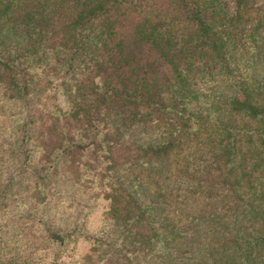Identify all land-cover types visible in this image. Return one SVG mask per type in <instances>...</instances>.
I'll return each mask as SVG.
<instances>
[{"label": "trees", "instance_id": "obj_1", "mask_svg": "<svg viewBox=\"0 0 264 264\" xmlns=\"http://www.w3.org/2000/svg\"><path fill=\"white\" fill-rule=\"evenodd\" d=\"M0 264H264V0H0Z\"/></svg>", "mask_w": 264, "mask_h": 264}, {"label": "rangeland", "instance_id": "obj_2", "mask_svg": "<svg viewBox=\"0 0 264 264\" xmlns=\"http://www.w3.org/2000/svg\"><path fill=\"white\" fill-rule=\"evenodd\" d=\"M18 173H19V178H20V180H25L26 178H27V175H28V173H29V171H27V170H22V171H18ZM85 190V189H84ZM40 193V192H39ZM23 194L24 193H22L21 192V194H18V195H16V192H14V193H11L10 195H14V196H12L11 198H9L10 200L9 201H12V202H16L17 200H19V199H22V197H25V196H23ZM32 194V193H31ZM31 194H29V195H31ZM84 194H86L85 192H84ZM25 195H27V194H25ZM33 195V194H32ZM25 199H26V197H25ZM31 199H36L37 200V204H40V194H39V196H36L35 197V195H33V196H30L29 197V199L28 200H31ZM29 202H31V201H29ZM35 208H37V210H40V205L38 206H36ZM14 210L15 211H13L12 212V214H16L15 216H14V218H16V219H20L21 220V218H23V214H22V212H23V210H24V207H20L19 205H17L15 208H14ZM36 215H38L39 217L36 219V221H38V220H40V211H38L37 212V214ZM54 218H58V216L56 215V216H54ZM23 224V223H22ZM25 224V223H24ZM24 226V225H23Z\"/></svg>", "mask_w": 264, "mask_h": 264}]
</instances>
